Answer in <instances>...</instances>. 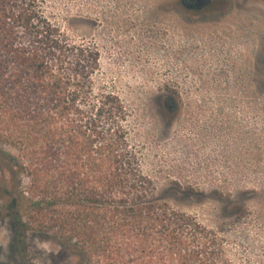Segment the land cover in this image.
I'll return each instance as SVG.
<instances>
[{
  "label": "rangeland",
  "instance_id": "rangeland-1",
  "mask_svg": "<svg viewBox=\"0 0 264 264\" xmlns=\"http://www.w3.org/2000/svg\"><path fill=\"white\" fill-rule=\"evenodd\" d=\"M224 10L198 22L179 0L43 8L72 43L98 50L94 81L126 107L131 149L157 192L221 229L238 264H264V0H227ZM6 180L0 165V264H71L56 242L33 234L19 255Z\"/></svg>",
  "mask_w": 264,
  "mask_h": 264
},
{
  "label": "trees",
  "instance_id": "trees-1",
  "mask_svg": "<svg viewBox=\"0 0 264 264\" xmlns=\"http://www.w3.org/2000/svg\"><path fill=\"white\" fill-rule=\"evenodd\" d=\"M43 8L0 0V165L19 255L33 234L71 264H238L221 229L157 192L126 107L94 81L98 50L72 43Z\"/></svg>",
  "mask_w": 264,
  "mask_h": 264
},
{
  "label": "flooded vegetation",
  "instance_id": "flooded-vegetation-1",
  "mask_svg": "<svg viewBox=\"0 0 264 264\" xmlns=\"http://www.w3.org/2000/svg\"><path fill=\"white\" fill-rule=\"evenodd\" d=\"M179 4L186 15L196 16L198 22H204V14H219L217 17L223 15L227 0H179ZM168 102H171L170 97H166L164 103L168 109L172 110Z\"/></svg>",
  "mask_w": 264,
  "mask_h": 264
},
{
  "label": "water",
  "instance_id": "water-1",
  "mask_svg": "<svg viewBox=\"0 0 264 264\" xmlns=\"http://www.w3.org/2000/svg\"><path fill=\"white\" fill-rule=\"evenodd\" d=\"M165 101H166V99H165Z\"/></svg>",
  "mask_w": 264,
  "mask_h": 264
}]
</instances>
